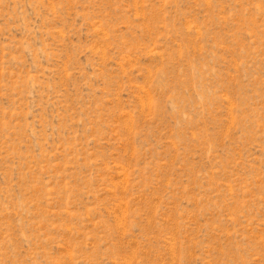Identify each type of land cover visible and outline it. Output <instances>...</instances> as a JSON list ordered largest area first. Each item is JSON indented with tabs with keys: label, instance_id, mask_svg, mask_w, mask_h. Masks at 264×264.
Masks as SVG:
<instances>
[{
	"label": "rangeland",
	"instance_id": "rangeland-1",
	"mask_svg": "<svg viewBox=\"0 0 264 264\" xmlns=\"http://www.w3.org/2000/svg\"><path fill=\"white\" fill-rule=\"evenodd\" d=\"M0 264H264V0H0Z\"/></svg>",
	"mask_w": 264,
	"mask_h": 264
}]
</instances>
